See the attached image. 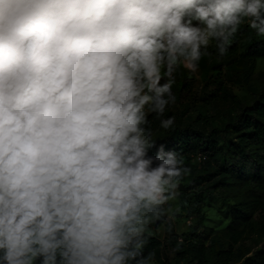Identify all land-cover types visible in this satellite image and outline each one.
Masks as SVG:
<instances>
[{"label": "clouds", "instance_id": "1", "mask_svg": "<svg viewBox=\"0 0 264 264\" xmlns=\"http://www.w3.org/2000/svg\"><path fill=\"white\" fill-rule=\"evenodd\" d=\"M245 20L264 37V0H0V264H152L190 169L146 107Z\"/></svg>", "mask_w": 264, "mask_h": 264}, {"label": "trees", "instance_id": "2", "mask_svg": "<svg viewBox=\"0 0 264 264\" xmlns=\"http://www.w3.org/2000/svg\"><path fill=\"white\" fill-rule=\"evenodd\" d=\"M208 53L198 71L213 75L198 80L181 67L172 87L174 103L163 117L146 107L156 140L149 155L164 144L182 153L190 169L180 181L179 197L193 220L182 234L169 223L165 241L145 234L144 254L164 246L170 252L166 264H264V80L252 86L257 62L264 58V37L245 20L227 55L218 56L215 42ZM245 86L250 89L246 97L238 93ZM170 116L174 126L165 130L161 119ZM207 198L223 204L224 227L205 224Z\"/></svg>", "mask_w": 264, "mask_h": 264}, {"label": "rangeland", "instance_id": "3", "mask_svg": "<svg viewBox=\"0 0 264 264\" xmlns=\"http://www.w3.org/2000/svg\"><path fill=\"white\" fill-rule=\"evenodd\" d=\"M208 73V74H207ZM215 72H200L197 71L192 73L198 80H202L205 75H213ZM264 80V58L258 60L255 72L253 74L252 86L258 85L259 81ZM241 96H249L250 89L248 87H241L238 90ZM172 103H174L172 101ZM220 118L217 119L216 125L220 126ZM198 163V160L194 161ZM190 174L188 173L186 176L188 177ZM181 191L179 190V194L171 201H169L168 206L171 207V213H165L160 219H154L148 226L145 234L154 236L161 241H165L166 237V226L169 223L173 224L175 227V232L178 234L186 233L190 229V224L193 220V216L190 217L182 208L181 199L179 197ZM179 211H176V209ZM205 213V224L210 227L222 228L227 224V212L223 208V204L215 198H207L206 204L204 208ZM170 256V252L165 249L164 246L160 247L155 251L152 264H166Z\"/></svg>", "mask_w": 264, "mask_h": 264}]
</instances>
